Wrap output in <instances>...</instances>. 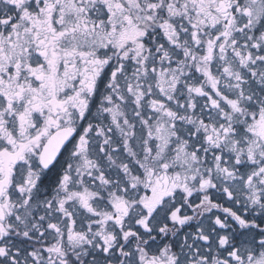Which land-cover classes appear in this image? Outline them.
<instances>
[{
  "label": "snow or ice",
  "instance_id": "obj_1",
  "mask_svg": "<svg viewBox=\"0 0 264 264\" xmlns=\"http://www.w3.org/2000/svg\"><path fill=\"white\" fill-rule=\"evenodd\" d=\"M0 264H264V0H0Z\"/></svg>",
  "mask_w": 264,
  "mask_h": 264
}]
</instances>
